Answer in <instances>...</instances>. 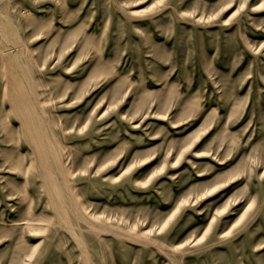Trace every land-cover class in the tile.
<instances>
[{
	"label": "rangeland",
	"instance_id": "rangeland-1",
	"mask_svg": "<svg viewBox=\"0 0 264 264\" xmlns=\"http://www.w3.org/2000/svg\"><path fill=\"white\" fill-rule=\"evenodd\" d=\"M0 264H264V0H0Z\"/></svg>",
	"mask_w": 264,
	"mask_h": 264
},
{
	"label": "bare ground",
	"instance_id": "bare-ground-1",
	"mask_svg": "<svg viewBox=\"0 0 264 264\" xmlns=\"http://www.w3.org/2000/svg\"><path fill=\"white\" fill-rule=\"evenodd\" d=\"M29 225H32L33 223H32V220H29V223H28Z\"/></svg>",
	"mask_w": 264,
	"mask_h": 264
}]
</instances>
